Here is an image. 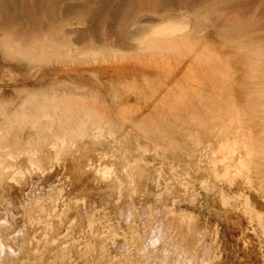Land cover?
Segmentation results:
<instances>
[{
	"label": "rangeland",
	"instance_id": "rangeland-1",
	"mask_svg": "<svg viewBox=\"0 0 264 264\" xmlns=\"http://www.w3.org/2000/svg\"><path fill=\"white\" fill-rule=\"evenodd\" d=\"M94 1L40 0L41 23L28 25L22 37L15 32L26 24L18 16L24 0H0V129L8 128L9 137L0 149L6 176L0 183V264H264V184L214 177L211 140L188 112L197 107L196 97L153 103L151 89L147 102L124 88L139 84L137 72L148 69L134 62L162 55L142 49L153 27L170 22L192 39L208 35L212 41L225 33L210 24L222 13L233 19L224 37L264 40V0H123L112 20L111 10L122 1L113 0L96 33L77 43ZM187 62L159 70L163 75L148 70L149 84L158 80L167 93L164 79L175 74L178 84L194 87L196 71ZM54 93L77 97L76 110H97L105 128L100 135L89 125V135L58 159L49 146L41 148L31 166L22 150L34 132L10 127L5 117L32 94ZM54 133L64 134L50 127L46 141Z\"/></svg>",
	"mask_w": 264,
	"mask_h": 264
},
{
	"label": "bare ground",
	"instance_id": "bare-ground-1",
	"mask_svg": "<svg viewBox=\"0 0 264 264\" xmlns=\"http://www.w3.org/2000/svg\"><path fill=\"white\" fill-rule=\"evenodd\" d=\"M28 1L24 0L23 5L18 6V16L25 18L26 24H19V29L15 33L22 37L29 34L27 32L28 25L39 27L43 18L40 17V0H35L34 5H29ZM112 1H94L90 12L91 16L86 20L89 27L76 33L77 43L85 41L88 34L96 33V28L93 27L96 26L100 18L109 12L107 4ZM124 3L122 0L116 4L109 14L110 19L114 20L117 17L116 13ZM47 6L45 16L50 14V5ZM87 12L89 11L87 10ZM214 16L210 19V24L215 27V30L220 29L225 33L214 34L218 37H214L215 40L212 41L208 35L192 39L189 34H184L185 28L170 22L160 24L147 31L146 35L142 37L144 44L142 49L159 52L162 55L159 59L151 58L132 62L135 67L148 69L136 71L138 78L142 79L140 80L142 85H139L140 82L138 84L139 80L131 83V86L125 83V92L134 94L137 100L147 99L148 102L147 94L149 92L146 91L148 88L152 90L153 94L149 98L153 103L172 98L174 105L178 102L185 104V101L189 100V94L192 93L197 99V107L188 111L189 115H192L190 120L196 124L198 129L207 133L211 140L207 147L210 150L209 164L214 177L227 178L229 183H238L237 185L242 180L250 185L255 184L254 180H258L261 185L264 184L262 183L264 182V40L260 39L258 35L253 38L243 36V41L228 38L226 35L224 37L223 34L228 35L227 28L232 24L233 19L228 21L222 13L219 16L214 14ZM184 58L187 59L189 65H194L195 77H197L194 87L186 86V83V85L178 84L177 80L173 78L175 74L164 79L171 87L167 93L159 90L156 85L159 83L158 80L155 82L154 79L153 81L151 79L152 85L149 84L151 76H147L148 70L152 68H156L158 71L174 70V65H178L177 61ZM38 61L40 62V60ZM31 62H34V59H31ZM125 70L130 71L131 69L125 68L123 71ZM186 76L188 77V75ZM148 77L150 78L148 79ZM192 79L194 80L191 77L190 80ZM75 98L77 97L68 93L62 95L54 93L50 98L45 96L38 98L37 95L32 94L30 100L20 104V108L16 110L13 108L9 111L12 112V116L5 117L10 127L25 126L34 132L35 137L22 150L31 166L35 164L34 159L41 152V148L46 146L53 150L56 159L62 155L70 154L71 147L89 135V125L95 126L97 134H103L105 125L103 126L104 123H100V119H98L99 112L85 107V109L76 110L74 104L77 101ZM134 111L138 113L137 110ZM80 112L85 117H80ZM50 127L55 131L59 129L64 134L61 136L54 133V140L46 141L44 133L46 130L48 132ZM6 140H9L8 128L4 127L0 129V149L4 147L3 142ZM195 144L197 150L203 147L199 138L196 139ZM14 145L13 148L17 150L18 148ZM8 152L12 154L13 150ZM11 154L10 156H12ZM38 162L39 166L43 164L40 160ZM218 166L222 168V173L218 172ZM102 171L103 175L109 173V170ZM5 179V173L0 172V183ZM13 180L15 179L13 178ZM259 222L261 223V221Z\"/></svg>",
	"mask_w": 264,
	"mask_h": 264
}]
</instances>
